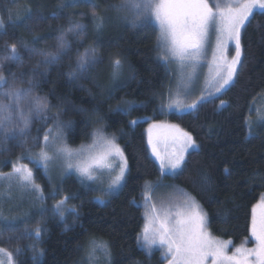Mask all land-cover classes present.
<instances>
[{
	"label": "trees",
	"instance_id": "trees-1",
	"mask_svg": "<svg viewBox=\"0 0 264 264\" xmlns=\"http://www.w3.org/2000/svg\"><path fill=\"white\" fill-rule=\"evenodd\" d=\"M59 2L29 0L24 9L30 8L33 15L47 17L41 22L44 27L48 26ZM94 2L99 5L97 11L105 23L97 31L93 17L87 16L83 21L88 39L84 42L96 49L102 63L91 69L84 79L72 83L67 75L73 68L72 57H66L59 65L48 69V82L41 83L35 91L47 96L52 105L59 106L63 121L73 122L67 133L70 146L89 142L98 128L115 135L127 158L128 175L121 191L104 204L95 201L93 191L76 177L67 178L63 189L71 197L69 204L78 215L72 213L65 221L57 217L43 221L41 242L36 248L37 253L42 251L43 255L38 256L36 264H80L84 254L80 249L93 237L110 244L113 264H132V261L165 264L161 251L154 250L149 255L137 244V236L145 224L140 203L144 185L161 176L147 143L148 122H138L135 126L129 124L131 120L144 117L177 124L199 144V149L188 156L182 171L165 180L178 184L202 205L215 237L235 244L249 239L252 208L264 194V183L259 177L246 182L254 171L264 174V130L256 138L245 140V120L251 115L256 101L264 96V27L257 28L258 24L264 26V13L254 14L255 19L251 20L243 35L245 66L236 85L218 98L202 103L195 112L177 114L163 109L173 76L168 66L157 58L159 33L156 25L132 27L129 22L117 21L113 18L114 10L108 6L120 0ZM18 15L24 16L25 12ZM5 30L6 36L0 34V56L4 55L5 41L17 43L19 47L21 39L30 44L34 36L46 35L40 29L33 34L22 23L6 24ZM73 48L77 51L83 46L74 43ZM116 58L121 60L122 66L120 81L114 83L112 61ZM24 73L30 75V66ZM222 100L226 104L219 109ZM129 103L136 105L131 112L117 111L118 106L126 107ZM57 111V107H52L49 112L54 116ZM37 129H33V137H39L40 141L44 131L38 132ZM4 147L8 151L0 152V172L8 173L22 147L18 141H10ZM226 167L231 175L224 172ZM37 174L41 175L40 183L46 184L47 178L40 170ZM205 175L209 177L208 184L201 182ZM32 256L33 252L25 246L15 260L17 264H33Z\"/></svg>",
	"mask_w": 264,
	"mask_h": 264
},
{
	"label": "snow or ice",
	"instance_id": "snow-or-ice-1",
	"mask_svg": "<svg viewBox=\"0 0 264 264\" xmlns=\"http://www.w3.org/2000/svg\"><path fill=\"white\" fill-rule=\"evenodd\" d=\"M80 4H88L92 8L94 27L97 31L104 27L105 19L99 15L97 5L94 0H66L58 6L51 16L60 19V11L66 8L76 7ZM117 13H127L123 18L130 20L132 27H147L156 25L158 28L157 52L158 60L165 66L175 62L179 65L182 73L187 71L188 84L183 86V91L187 94L190 91L191 81L201 64L202 58L206 54L207 44L211 32H215V48L212 53L213 71L206 80L207 96L203 93L199 99L191 104L181 106L176 104V110L184 113H191L198 110L199 106L209 98H218V95L234 87L238 81L240 72L245 66L244 53L246 48L242 42L243 35L251 25V20L255 19V12L264 13V0H229L228 3L221 4L219 0H120L119 3L108 6ZM81 16L84 13H80ZM48 18L40 14L33 15L30 8L26 9L25 15L13 16L11 11L7 16L0 15V34L7 35L6 24L13 26L22 23L30 31H35L41 22ZM31 22V23H29ZM264 27L257 25V28ZM86 26L80 22H69L66 30H62L57 37L55 51L45 52L35 45L43 37L34 36L33 40L26 42L23 39L17 43L4 42V55L0 56V152H6L4 147L10 141H18L21 147L28 145V133L33 123V116L47 124L49 119L47 113L52 107H57L58 111L51 117L53 127L48 128L43 135V147L40 152L33 155L31 147H25V153L17 157L16 162H12L11 171L0 172V182L8 181L6 191H0V200L11 199L12 182L15 181L21 189H27L37 195L43 201V188L36 183L33 168L28 164L21 163L22 160L28 162L51 183L50 164L56 158H63L67 173L75 172L82 180L95 181L99 177L96 170H107L112 179L107 190H102L103 195H112L119 190L126 182L128 172L127 158L123 150L116 143L115 138H109L103 134L101 129L92 133L96 140L87 148L83 147L74 152L66 146L56 148L53 154H49L47 149L50 145L62 141L65 137V129L72 126V121H63L61 116L63 111L59 106L50 103L47 96H41L35 89L41 83H47L48 69L57 66L69 56L71 43L67 39L69 34L79 38L82 42L85 38ZM234 52L229 56V49ZM40 57L37 60L27 81L21 79L25 74L11 72V82L5 75L6 64H14L19 68L24 67V56ZM102 63L95 48H87L82 54H78L75 67L68 72V80L75 83L84 79L97 64ZM122 66L119 58L112 61L113 74H117ZM43 68V72L37 71ZM19 82V83H18ZM24 83L27 87H23ZM214 90V91H212ZM26 104L27 109L22 105ZM226 102L221 101L218 106L222 109ZM136 105L127 104L126 107L118 106L117 111L121 113L131 112ZM171 107V106H170ZM78 111L80 109H77ZM137 120L129 121L130 126H135ZM247 135L245 140L256 138L258 133L254 131L253 121L245 120ZM257 125H264V113L258 112ZM39 132V129H37ZM147 143L151 148V153L159 163L161 175H176L182 171L185 165L186 155L189 149L198 150L194 137L179 128L177 125L165 123H152L147 130ZM163 133V134H162ZM39 137H33V146L36 145ZM97 144L99 150L96 151ZM163 144V148H161ZM118 163H113L117 161ZM7 163V162H6ZM224 172L231 175L229 168ZM259 177L264 183V174L254 171L251 177L246 178V182L254 181ZM201 182L208 184L209 177L202 176ZM159 185H144L142 198L147 209L142 233L137 236V244L147 249L151 255L152 248L157 245L163 249L162 259L167 260V264H264V195L252 208L250 223V238L255 241V247L246 248L243 245L237 247L229 255L228 246L231 241H222L214 238L208 232V216L195 199L184 194L183 205L173 211L170 207H157L153 203V192ZM57 189L54 187L51 195L55 197ZM71 197L65 196L53 205V214L64 218L65 211H71L78 215L76 209H66V204ZM98 202H103L97 197ZM135 202V201H133ZM5 216L0 211V221L5 220ZM7 230L16 231L13 224L7 225ZM43 229L37 226L33 230H26L22 237L27 239L41 238ZM33 252L31 257L33 264H36L38 256L35 244L28 245ZM81 251L84 256L80 264H113V253L110 244L102 238H91ZM21 252L16 249L17 255ZM0 254L12 260V253L0 248ZM3 264V261H0ZM132 264H140L139 261H132Z\"/></svg>",
	"mask_w": 264,
	"mask_h": 264
},
{
	"label": "rangeland",
	"instance_id": "rangeland-1",
	"mask_svg": "<svg viewBox=\"0 0 264 264\" xmlns=\"http://www.w3.org/2000/svg\"><path fill=\"white\" fill-rule=\"evenodd\" d=\"M28 2H29V0H0V15L5 16V18H6L8 11H11L13 16L21 14L22 12L24 14V12H25L24 8H26L25 6ZM64 2H66V0H60L59 4L55 8V11H57L58 6ZM212 2H214V0H210V3H212ZM219 2L223 5L225 3H228L229 0H219ZM3 11L5 13H3ZM80 13H84V15L81 16ZM114 13H115V16L113 18H115L117 21H119L121 23H123V22H129L130 23V20H126L123 18L125 15H129V14L123 13V12L117 13L116 11H114ZM87 16L92 17L91 6L88 4H80L76 7L66 8V9H63L62 11H60V19H55V18L51 17L52 19L49 22L48 26L43 27V24L40 23L38 25V27H36V30L40 29L41 31H44L46 35L43 36V39H41L38 42V43H40V45L36 44V45H38L37 48L43 49L45 52L55 51L56 44H57V37H59L61 35L62 30L67 29L69 22L70 21L71 22H77L78 21V22L85 25L83 20ZM35 31L33 32V34L35 33ZM87 37H88V32L85 33V38L83 39L82 42L79 40L78 37H76L72 34H69L67 37V39L71 43V51L69 53L68 58L70 56L72 57L73 68L75 67V61H76L77 55L82 54L85 51V49H87V48H92V47H89V44L87 42L86 43L84 42L85 40L88 39ZM74 43L76 45L83 46V49H81V50L75 49L77 51H74V48H73ZM214 48H215V32L213 31L210 33L209 42H208L207 48H206V54L202 58L200 66L196 70V73H195V75L191 81L190 91L187 94H185V92L183 91V86L185 84L189 83L187 80V71L182 73L180 68H179V65L175 62L169 63L167 65L170 72L172 73L173 79H172V85L170 86V89L167 93L166 103L163 106L164 111H166L167 113L173 112V113H177V114H184V112H180V111L176 110L175 106H176L177 102H179V104L181 106H184L187 104H191L193 101L198 100L202 93L205 96H207V92L205 91V88H206L205 82L209 78L210 74L213 71L212 53L214 51ZM233 54H234V52L230 48L229 49V56H231ZM39 59H41V58L40 57H29V56L25 55L23 68H19L16 65L10 64V63L6 64L5 75L8 76L9 82H11V79H12L11 75H10L11 72H15L17 74H19L20 72L24 73L25 70H27L30 66V73H31L36 61ZM9 67L11 68L10 70H9ZM8 72H10V73H8ZM120 76H121L120 70L115 75L113 74V71H112V80L114 83L117 80H119ZM28 78H29V75H24L23 77H21V79H23L24 81H27ZM21 86L27 87V84L24 83ZM212 91H214V90H212ZM223 93H221V94H223ZM221 94H219L218 97ZM211 99H215V98H209L207 101H209ZM22 106L25 107V109H27L26 104H24ZM258 112L264 113V96H261L256 101V103L254 104V107H252L251 115L248 118V119L253 121V127H254V131L256 133H259L260 131L264 130V125H259V126L257 125ZM47 115L49 117L47 124L43 123L42 120L33 116V123L31 125L30 132L28 133V136H27L28 145L25 146V147H31L33 155L39 153L41 148L43 147V137L40 141L37 140L36 145L33 146V140H32L33 129L39 128V131L45 132L48 128H51L54 126L53 120L51 119V117L53 115H51L50 112H48ZM137 121L138 122H148V126L146 129L147 140H148L147 130H148L150 124H152V123H165V124H169V125H177V124H174V123L166 121V120L154 121V120H151L149 117H144V118L138 119ZM177 126L179 128H181L179 125H177ZM98 129H101L103 131V134L106 135L107 137H109V138L114 137L116 143L119 145L115 135L106 133L103 128H98ZM181 129H183V128H181ZM97 130H95L94 132H96ZM183 130L186 131L185 129H183ZM67 133H68V129H65V137L63 138V140L59 141L55 144L50 145V147L47 149V151L49 152L50 155L53 154L56 151V148L60 147V146H66V147L72 149L74 152H76V151H79L82 148V146L87 148L89 145L93 144L94 140H96V137L92 136V139L87 143H84V144L79 145V146H70L67 142ZM0 135H2V134H0ZM197 144H198V142H197ZM25 147H22L20 149V151L18 152L19 156H21V154L23 152H25ZM120 148L122 149L121 146H120ZM161 148H163V144H161ZM149 149H150V153H151V148L149 147ZM95 150L96 151L99 150V144H97V147ZM193 151L194 150L189 149V153L186 155L185 162H186L188 156ZM124 156H125V154H124ZM151 156H152L153 160L159 166L158 161L155 159V157L152 155V153H151ZM20 162L21 163L27 162L25 164H28V166L30 168H33L35 178H36V183L40 184L41 187L43 188V195H44L45 199L43 201H41L40 199L37 198V195L35 193H33L27 189H21L17 185V183L15 181H13L12 187H11V199L0 200V211L3 212V214L6 218L5 220L0 221V248L6 249L7 252L12 253L11 262H9L7 256L0 254V261H3V264H17L16 260H15L16 256H18L16 253L17 248L21 249V252H20V254H21L22 250L24 249L25 246L28 247V245L35 244L36 248L39 247V245H40L39 243L41 242L40 239L36 240V239L20 238V237H22V234L26 230H29V231L33 230L37 226H39L43 229V225H42L43 221H45L49 217H57V218L61 219L60 216L53 214L52 209H53V205L56 204L59 200H61L65 196L69 197V195L66 193V191L63 188H64V181L67 178H69L70 176L76 177L85 187L91 189L94 193L93 199L95 201L98 202L97 197H100V199L103 201L102 203L99 202L101 204H104L107 200H109V198L118 194L124 186L123 185L114 194L105 196V195H103L102 190H107L108 185L112 179V176L109 175L107 170H99V169L96 170L99 178L95 181L82 180V178L79 177L77 174H75V172H72L70 174L66 172L65 161L63 160V158L54 159V161L50 164V174L52 177L51 183L47 179L46 180L47 183L42 184V183H40V179H39L41 177V175L37 174V170L34 167V165L30 164L28 162V160H26V159L22 160ZM113 163H118V160L113 161ZM41 173H42V171H41ZM42 175H43V173H42ZM127 175H128V172L126 174V179H127ZM176 175H172L169 173L167 175H161L160 179H158V180L147 182V184H150V185H159V187L155 188V190L152 194L153 195V203H155L158 208L161 206H166V207H170L173 211H175L177 208H179L183 205L184 198H185L184 194H187L188 196L193 197L189 192H187L185 189L180 187L178 184L169 183L168 181L165 180V178L168 176L174 177ZM8 184H9L8 181L0 182V191H6L8 188ZM44 187L46 190L44 189ZM54 187L57 189V194L55 197H53L51 195ZM195 201L202 207V205L196 199H195ZM140 203L144 209V217H145L147 209L144 206V201H143L142 197H141ZM65 207H66V209L72 208V206L69 204V201L67 202ZM202 209L204 211L203 207H202ZM71 214H72L71 211H65L64 218L61 220H63V221L69 220L68 217ZM145 223H146V221H145ZM8 224H13L16 227L18 226V228H15L16 231H9V230H7ZM207 230L216 239H219L222 241H231V240L221 239V238L215 237L211 233L209 226H208ZM242 245L246 248H253V247H255V241L252 240L251 238L246 239L241 244H235L234 242L231 241V244H229V246H228V254L231 255L237 247H241ZM154 250L161 251L162 255H163L164 250L160 249L157 245L153 246L152 251H154ZM83 256H84V254H83ZM165 264H167V260H165Z\"/></svg>",
	"mask_w": 264,
	"mask_h": 264
}]
</instances>
